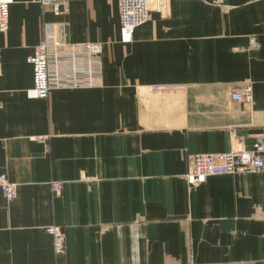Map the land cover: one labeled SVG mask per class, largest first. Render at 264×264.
Returning <instances> with one entry per match:
<instances>
[{"label": "crops", "instance_id": "1", "mask_svg": "<svg viewBox=\"0 0 264 264\" xmlns=\"http://www.w3.org/2000/svg\"><path fill=\"white\" fill-rule=\"evenodd\" d=\"M66 1L56 15L10 0L0 32V173L16 185L0 191V264H264V167L185 177L195 154L264 139V0H149L130 33L117 0ZM54 33L100 45L94 84L35 99L25 59ZM246 86L249 102L231 99Z\"/></svg>", "mask_w": 264, "mask_h": 264}, {"label": "built area", "instance_id": "2", "mask_svg": "<svg viewBox=\"0 0 264 264\" xmlns=\"http://www.w3.org/2000/svg\"><path fill=\"white\" fill-rule=\"evenodd\" d=\"M43 7H49L56 14H67L69 3L66 0H39ZM10 0H0V32H5L9 24ZM149 0H117L118 21L123 33H130L134 28L143 25L149 16ZM53 36L44 35L35 45L33 53L26 57L32 69V94L35 99H46L51 83L57 87H77L93 85L95 64L99 65L98 56L100 47L98 43L87 42L78 44H61L52 39ZM250 43L256 48L257 43L254 36L250 37ZM87 58L84 66L77 71L85 77H75L73 61L75 56ZM70 63V70L63 76L50 73V64L58 60ZM53 76V78L51 77ZM65 77V78H63ZM234 101L249 102L251 99V88L236 89L231 93ZM264 151V139L257 138L248 149L237 148L211 154H195L189 158L186 181L190 186H197L210 176L230 175L244 172H256L263 169L261 154ZM51 189L60 191L62 183L50 182ZM0 191L7 200L16 195L15 184L10 182L4 172L0 173ZM45 231L50 235L54 254L64 251L65 234L59 226H48ZM179 264V263H178ZM193 264V263H189Z\"/></svg>", "mask_w": 264, "mask_h": 264}, {"label": "bare ground", "instance_id": "3", "mask_svg": "<svg viewBox=\"0 0 264 264\" xmlns=\"http://www.w3.org/2000/svg\"><path fill=\"white\" fill-rule=\"evenodd\" d=\"M119 25H120V23H119ZM134 29H135V28H134ZM52 39L58 41V42L61 44V46L64 45V43H66L65 41H63V39L59 38V36H57L55 33H54ZM85 43H87V42H85ZM88 43H89V42H88ZM93 43H97V42H93ZM99 47H100V45H99ZM25 61H26V59H25ZM60 61H62V60H60ZM28 64H29V63H28ZM77 69H78V67L74 65V67H73L74 76H75V77H83V76L85 77V75H83V73L81 74L80 72H78ZM52 78H53V76H52ZM63 78H65V77H63ZM32 88H33V86H31V88H30V89L28 90V92H27L29 96H30V94H32V92H31ZM51 88H58V87H57V81L55 82V84L51 83V87H50V89H51ZM50 89H49V90H50ZM48 92H49V91H48ZM40 100H41V99H40ZM236 149H237V148H236ZM243 149H244V148H243ZM230 150H232V149H230ZM262 161H263V160H262ZM263 165H264V163H263ZM52 226H55V225H52Z\"/></svg>", "mask_w": 264, "mask_h": 264}, {"label": "rangeland", "instance_id": "4", "mask_svg": "<svg viewBox=\"0 0 264 264\" xmlns=\"http://www.w3.org/2000/svg\"><path fill=\"white\" fill-rule=\"evenodd\" d=\"M149 4H150V1H149ZM5 173V172H4ZM6 174V173H5ZM9 180V179H8ZM10 181V180H9ZM11 182V181H10ZM51 182V181H50ZM50 182H49V187H50V190L53 192V193H58V192H55V191H53L52 189H51V186H50ZM13 183V182H12ZM62 183V186H63V182H61ZM15 187H16V185H15ZM61 189H62V187H61ZM60 189V190H61ZM2 194V193H1ZM3 195V194H2ZM46 227H48V226H46ZM45 227V228H46ZM60 227V226H59ZM45 228H44V231H45ZM61 228V230L63 231V228L62 227H60ZM46 232V231H45ZM64 232V231H63ZM47 233V232H46ZM48 234V233H47ZM59 254H62V252L61 253H58V254H55V255H59Z\"/></svg>", "mask_w": 264, "mask_h": 264}]
</instances>
